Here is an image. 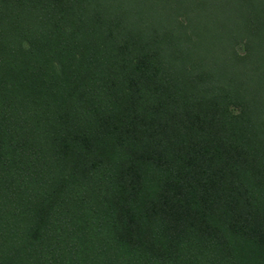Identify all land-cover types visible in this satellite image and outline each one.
Listing matches in <instances>:
<instances>
[{"label": "trees", "instance_id": "trees-1", "mask_svg": "<svg viewBox=\"0 0 264 264\" xmlns=\"http://www.w3.org/2000/svg\"><path fill=\"white\" fill-rule=\"evenodd\" d=\"M0 264H264V0H0Z\"/></svg>", "mask_w": 264, "mask_h": 264}, {"label": "rangeland", "instance_id": "rangeland-1", "mask_svg": "<svg viewBox=\"0 0 264 264\" xmlns=\"http://www.w3.org/2000/svg\"><path fill=\"white\" fill-rule=\"evenodd\" d=\"M244 48H243V45L242 44H239L237 47H236V51L238 52V53H240V54H242L243 53V50Z\"/></svg>", "mask_w": 264, "mask_h": 264}]
</instances>
